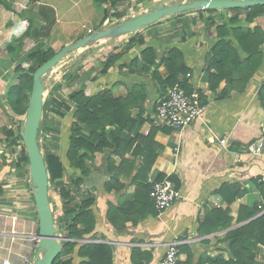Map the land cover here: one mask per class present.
I'll return each instance as SVG.
<instances>
[{
	"label": "crops",
	"instance_id": "crops-1",
	"mask_svg": "<svg viewBox=\"0 0 264 264\" xmlns=\"http://www.w3.org/2000/svg\"><path fill=\"white\" fill-rule=\"evenodd\" d=\"M6 1L24 18H33V36H38V27L44 23L39 17L40 6L55 11L56 23L51 32L45 38L38 37L56 54L65 46L112 29L155 6L169 7L198 0ZM238 10L166 17L138 33L92 44L64 61L63 65L73 66L79 75L72 87L68 86V80L63 81L67 91L84 89L94 95L103 89H112L115 98H124L133 85L140 84L146 91V99L140 109L132 112L134 122L122 133L119 152L109 137L110 149L103 153L87 152L89 177L86 183H81V192H69L78 205L92 202L84 209L95 219L91 234L69 239L70 218L63 211L67 199L62 195L68 192H49L56 228L65 238L60 255L63 264L88 263L90 258L82 256L80 250L89 244L108 246L113 264H158L171 243L179 244V264H218L220 260H230L228 234L264 214L243 223L237 221L242 208L252 212L261 204L259 192L260 184H264V151L261 156H252L250 146L256 140L264 141V98L260 95L264 86V59L241 91V76L234 69L232 78L222 79L219 84L210 82L206 70V55L221 40L217 35L219 25L227 24L228 34L224 40L233 42L242 58L245 54L234 30L260 28L264 32V9L259 10L261 15L253 20L248 19L250 9ZM236 17L238 23L231 24L229 20ZM131 39L133 43H130ZM14 43L0 45V57L12 62L11 68L0 78V264L4 261L34 264L39 254L40 217L31 182L21 178L16 154H11L9 147L10 134L17 130L13 124L15 114L8 105L7 96L16 84L18 62L5 52L10 45H17ZM146 49H151L155 58L149 70L143 69ZM171 49L182 52L184 65L190 72L187 84L191 94L196 92L199 95V104L204 107L201 119L182 134L162 130L155 118L156 107L165 94L176 87L181 88L179 85L165 88L162 84L168 73L161 61L168 57ZM260 50L264 56V44ZM118 53L122 54L120 61L107 75L101 76L103 64ZM212 73L218 75L214 70ZM183 80L181 76L179 81ZM52 110L56 114L54 106ZM71 116L66 113L62 124L56 127L60 132L58 143L66 173L78 176L80 172L70 168L67 160L71 128L67 122ZM48 122L47 127L54 126L50 119ZM151 131L155 133L152 144L157 159L148 180L152 183L171 174L179 193L174 206L161 214L148 206L143 193L137 199L136 186L132 184L143 164V157L136 149L143 147ZM50 140L47 133L46 141ZM222 140H227L225 146L221 145ZM131 142L133 145L127 146ZM224 184L236 185L247 194L230 207L234 218L230 229L221 227L213 232L210 228V232H203L201 225L207 214L227 207L217 193ZM67 242L73 247L65 248ZM254 253L255 261L264 264V247H258Z\"/></svg>",
	"mask_w": 264,
	"mask_h": 264
},
{
	"label": "trees",
	"instance_id": "trees-1",
	"mask_svg": "<svg viewBox=\"0 0 264 264\" xmlns=\"http://www.w3.org/2000/svg\"><path fill=\"white\" fill-rule=\"evenodd\" d=\"M32 1L36 2V0ZM261 9H264V7L251 8L248 19L253 20L261 15L259 11ZM239 11L233 10V12ZM38 12L39 17L44 20V23L38 27V36L45 38L56 23L55 11L50 7L40 6ZM198 12L203 11L194 10L183 14ZM216 12L221 13L223 11ZM229 21L231 24H236L238 23V17L231 18ZM226 26L227 24L224 23L217 28V35L221 40L206 55V70L209 73L210 82L217 81V84H219L222 79L232 78V69H234L241 76V91L248 79L259 70L263 63L264 56L260 47L264 44V32L260 28L250 30L240 27L234 30L235 38L245 54V58H242L235 44L224 40L228 34ZM34 29L35 22L33 18H24L13 8L11 3L6 0H0V45L11 41L16 43L25 41V39L32 35ZM98 30H102V28ZM132 41L133 39L130 40V43H133ZM54 55L55 52L50 49L37 50L27 57L28 61L32 63L30 68H17V82L9 90L7 96L8 105L14 114L20 115L24 113L23 106L29 104V99H31L30 94L33 90L34 74ZM121 58L122 54L120 53L110 56L103 64L100 75H107ZM143 58L145 61L143 69L149 70L155 60L153 51L146 49L143 52ZM161 64L165 66L168 73L166 80L162 81L164 87L174 88L176 85H179L187 94H191V90L187 84V76L190 72L184 65L182 52L178 49H171L168 57L165 56ZM11 66L12 62L10 60L0 57V78ZM213 70L218 75L213 74ZM155 75L158 77L156 73ZM181 76L184 78L183 82L179 81ZM78 78L77 72H73V74L66 77L69 81L68 86L72 87ZM260 95L264 98V86L260 90ZM66 96L65 98L60 95L56 96L55 94L51 98V106H54L56 114L61 118H64L66 113L72 114L67 160L70 168L79 171L80 175L71 176L66 173L60 156L58 143L60 132L58 127H46L45 133H48L51 140L45 142L44 148L40 146L39 130L38 142L48 171L50 181L49 192L51 188H54L55 192H68L62 194L64 199H67L63 205V211L70 218L68 223V238L74 239L91 234L95 226L94 217L90 212L84 210L90 207L92 202L89 201L78 205L69 193L81 192V183H86V179L89 177L90 168L86 164L88 159L86 153H103L106 149H110L111 145L109 144L108 137L113 139L114 144L117 146L116 151L119 152L122 144L121 135L127 126L134 122L132 112L135 109H140V104L146 99V91L142 85L135 84L129 89V93L124 98H115L112 89H103L94 95H89L84 89L75 92L67 91ZM149 121L153 123L151 120ZM162 130L167 132L172 131L165 127ZM154 136L155 133L151 131L150 136L145 139L146 143L143 147L136 149L138 154L143 157V164L132 180V184L136 186L137 199L143 193L148 206L152 209H154L153 201L150 198L152 183L149 182L148 175L157 159L152 144ZM19 140H22L21 133L14 132L10 134L9 147L11 154H16ZM133 142L127 146L131 147ZM23 163H29L26 150L25 156L18 159V167ZM164 178L160 177L157 181H161ZM31 187L33 188L32 184ZM260 191L261 199L259 203L261 204L252 212L248 208H242L237 219L238 223L246 222L264 212V184H260ZM217 193L225 200L227 207L207 214L204 223L201 225L203 232L205 230L210 232V228L213 232H217L221 227L230 229L234 221V218L231 217L232 209L230 207L238 198H242L247 194L246 191H241L240 187L229 184L221 186ZM228 242L231 255L230 260H220L218 264H261L255 261L254 250H257L258 247H264V214L249 224L230 232L228 234ZM66 247L72 248L73 245L67 242L65 243ZM80 254L90 258V261L86 264H113L111 249L105 245H86L81 248ZM54 264H63L62 258L59 256Z\"/></svg>",
	"mask_w": 264,
	"mask_h": 264
},
{
	"label": "water",
	"instance_id": "water-1",
	"mask_svg": "<svg viewBox=\"0 0 264 264\" xmlns=\"http://www.w3.org/2000/svg\"><path fill=\"white\" fill-rule=\"evenodd\" d=\"M254 7H264V0H198L169 7L155 6L147 13L112 29L91 34L82 40L65 46L36 71L25 127L21 131L30 164L31 184L33 186L37 213L40 217L39 254L34 264H54L63 251L62 242L65 241V238L59 235V230L56 228L49 196L50 181L48 171L38 142V134L44 114L45 85L43 77L62 62L69 53L84 49L102 40L117 39L138 33L144 27H150L166 17L194 10L225 11L251 9Z\"/></svg>",
	"mask_w": 264,
	"mask_h": 264
},
{
	"label": "built area",
	"instance_id": "built-area-1",
	"mask_svg": "<svg viewBox=\"0 0 264 264\" xmlns=\"http://www.w3.org/2000/svg\"><path fill=\"white\" fill-rule=\"evenodd\" d=\"M92 31H89L91 34ZM204 107L199 104V95L194 92L187 94L179 87L169 90L158 103L155 118L161 127H166L173 132L182 134L190 125L201 119ZM227 140H222L225 146ZM252 156H261L264 151V141L259 139L250 146ZM172 175H167L161 181H153L150 198L157 213L161 214L172 208L179 197ZM180 250L178 243L168 245L163 259L158 264H179ZM2 264H9L4 261Z\"/></svg>",
	"mask_w": 264,
	"mask_h": 264
},
{
	"label": "rangeland",
	"instance_id": "rangeland-1",
	"mask_svg": "<svg viewBox=\"0 0 264 264\" xmlns=\"http://www.w3.org/2000/svg\"><path fill=\"white\" fill-rule=\"evenodd\" d=\"M178 15H181V14H178ZM178 15H173V16H178ZM97 27L98 26H96V28ZM144 28H146V27H144ZM28 39H27L28 40L27 42L22 41L20 43L17 42V45H13V44L10 45V47H8V48H10L13 51H11L7 48V50L5 52V54H7V55L11 54V56H13L15 58V59L12 58V60H14V62L15 61L18 62L19 68L20 67L26 68V69L30 68L32 66V63L28 61L27 57H28V55L32 54L33 52H36L37 50H48V49H50V50L54 51L53 48L49 47L47 44H43L42 40L36 35L35 36L31 35L30 37H28ZM42 46H44V48ZM81 50H83V49L69 53L63 59L62 62H60L54 69L51 70L50 73H48L47 75H45L43 77V82L45 85V95H44L45 112L43 114L42 124L40 127V138H39L40 146L42 148H44V144L47 140V134L45 133V129L47 127V124L49 123L48 119H50L54 123V127H56L57 124H62V122H63V120H62L63 118H60L57 116V114H54L52 107H51V98L54 94H58V95L65 97V98L67 97L66 96L67 89H65V86H64L65 83L63 81L64 80L67 81L66 77L73 74V72H75V70H74L73 66L70 67V65L69 66L63 65L64 61L70 60L69 57L74 56V54H77V52H79ZM16 82H17V77H16ZM31 94H32V92H31ZM31 94H30V98H31ZM29 104H30V102H29ZM29 104H26L23 106V112L24 113H22L20 115L15 114V119L13 121V124L15 125V128H16L17 132H19V133H21V131L25 127L26 116H27ZM67 123L69 125H72V120L68 121ZM25 150H26V148L24 146L23 140H19L18 145H17V149H16V157H15L17 162H18V159L20 157L25 156ZM18 168H19L18 172L21 175V178L23 180H28L29 182H31L30 164L29 163H23ZM50 192L51 193L55 192V189L51 188ZM54 209H56L55 205H54Z\"/></svg>",
	"mask_w": 264,
	"mask_h": 264
}]
</instances>
